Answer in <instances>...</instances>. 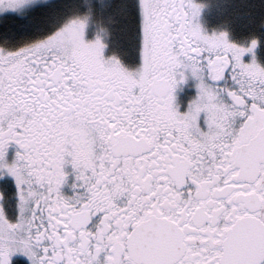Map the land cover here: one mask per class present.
I'll use <instances>...</instances> for the list:
<instances>
[{"label": "snow or ice", "instance_id": "obj_1", "mask_svg": "<svg viewBox=\"0 0 264 264\" xmlns=\"http://www.w3.org/2000/svg\"><path fill=\"white\" fill-rule=\"evenodd\" d=\"M0 264H264V0H0Z\"/></svg>", "mask_w": 264, "mask_h": 264}]
</instances>
